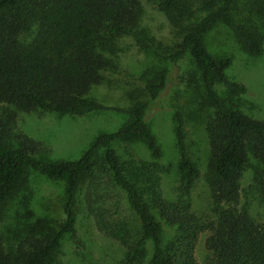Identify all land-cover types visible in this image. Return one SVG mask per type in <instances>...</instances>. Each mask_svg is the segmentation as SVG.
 Segmentation results:
<instances>
[{"label": "trees", "instance_id": "obj_1", "mask_svg": "<svg viewBox=\"0 0 264 264\" xmlns=\"http://www.w3.org/2000/svg\"><path fill=\"white\" fill-rule=\"evenodd\" d=\"M150 1L173 26L177 39L172 44L141 26L140 0H0V212L14 207L16 213L10 235H0V264H62L59 249L66 235L75 239L82 194L99 230L123 247L121 264L144 262L149 242L148 264H198L195 247L202 233L203 264H264V220L250 213L252 202L264 205V120L239 107L235 98L247 87L226 76L231 59L213 56L205 42L221 24L248 55H260L264 0H243L246 16L234 12L239 0ZM121 35L170 66L185 55L192 62L200 90L194 100L208 111L203 116L207 214L192 204L199 169L179 107L173 110L176 195L166 198L161 190L163 150L146 113L167 86V68L139 77L145 101L131 93V104L112 107L90 95L105 73L117 70ZM102 110H116L125 120L117 130L99 133L71 160L41 157L48 148L17 123L19 112L82 116ZM115 142L125 145L126 158ZM139 143L151 160L138 156L133 145ZM31 171L62 182L59 214L46 216L30 206ZM162 224L173 228L169 239L163 238Z\"/></svg>", "mask_w": 264, "mask_h": 264}, {"label": "rangeland", "instance_id": "obj_2", "mask_svg": "<svg viewBox=\"0 0 264 264\" xmlns=\"http://www.w3.org/2000/svg\"><path fill=\"white\" fill-rule=\"evenodd\" d=\"M140 2L141 26L147 28L163 44H172L177 39L176 33L165 14L150 0H140ZM244 7L243 0H239L234 12L237 15L246 16ZM205 42L213 56H227L231 59L226 69V76L247 87L246 94L235 98L239 107L247 114L264 120V50L258 56L248 55L238 39L221 24L206 35ZM116 46L117 53L114 57L117 59V70L111 74L105 73L104 81L93 86L90 95L112 107H124L131 104L134 99L131 93H134L139 100L145 101L148 98L141 92L142 81H139V77L144 71L167 68V86L159 98L149 102L146 113V120L163 150L160 160L163 168L161 190L164 197L174 199L179 175L176 168L178 151L174 135L173 110L179 107L186 119L188 149L199 169V177L191 190L192 204L200 213L207 214L209 195L204 181L207 141L203 129V116L208 111L202 109L199 101L194 100L196 93L200 90L189 56L185 55L177 65L170 66L165 61L155 58L150 51L139 50L129 35L119 36ZM216 89L222 97L228 96L221 84H217ZM124 120V114L116 110H102L82 116L57 115L42 111L19 112L17 117L20 129L48 148L46 152H41V157L65 160L79 157L99 133L117 130ZM113 146L122 158L127 157L123 143L115 142ZM133 148L136 149L138 156L151 160L141 143L133 145ZM248 178L246 173L244 184ZM62 187L61 181H52L31 171L28 179L29 189L26 192L31 195L30 206L36 213L46 216L52 217L59 214ZM83 201L84 194L80 198L77 234L75 239L70 235L63 238L58 253L60 262L62 264H121L123 247L99 230L93 217L87 213ZM250 213L254 218L264 220V205L252 202ZM15 214L14 207L9 211L0 212V235L3 238L10 235L9 227L16 225L13 224ZM162 232L163 238L169 239L173 228L162 224ZM204 238L205 234H200L195 247L198 264H203L205 256ZM76 240L79 241L78 244ZM147 248L148 257L140 264H148L152 250L151 242L148 243Z\"/></svg>", "mask_w": 264, "mask_h": 264}]
</instances>
